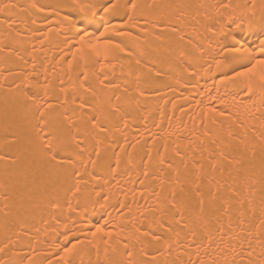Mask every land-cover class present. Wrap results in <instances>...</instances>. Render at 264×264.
Returning a JSON list of instances; mask_svg holds the SVG:
<instances>
[{
  "label": "bare ground",
  "instance_id": "obj_1",
  "mask_svg": "<svg viewBox=\"0 0 264 264\" xmlns=\"http://www.w3.org/2000/svg\"><path fill=\"white\" fill-rule=\"evenodd\" d=\"M91 2L96 16L65 7L71 0H0V260L56 264L57 253L75 244L74 264H188L190 257L223 264L222 248L228 264H261L264 90L251 78L254 91L247 93L250 78L231 77L264 60V0H133L135 10L128 0H112L108 12L99 10L106 0ZM221 2L231 7L217 8ZM82 21L90 25L83 44L73 27ZM118 30L130 35L118 37ZM107 37L128 51L95 56L90 45ZM232 47L247 51H225ZM32 96L51 104L42 123ZM109 104L121 112L112 114ZM92 115L110 131L93 130L81 152L72 137L82 138ZM49 132L53 143L66 144L61 156L71 153V167L53 166L40 150ZM197 186L205 201L198 231L216 237L207 253L190 246L197 212L185 197L195 205ZM210 193L219 219L209 212ZM178 211L187 228L176 223ZM96 227L113 234L107 244L102 234L93 237Z\"/></svg>",
  "mask_w": 264,
  "mask_h": 264
},
{
  "label": "snow or ice",
  "instance_id": "obj_2",
  "mask_svg": "<svg viewBox=\"0 0 264 264\" xmlns=\"http://www.w3.org/2000/svg\"><path fill=\"white\" fill-rule=\"evenodd\" d=\"M129 4L131 5V8L133 10L137 9L139 7V5H137L136 3L133 2V0H128ZM33 8H39L41 11H43V7L40 5H37L35 3L32 4ZM65 7H68L70 9L73 10H79L82 13L87 14H91V16H96L98 14V12L95 10L96 9V5L93 4L91 2V0H71V3L69 5H66ZM114 7H116V5L113 4L112 0H106V2L104 4L100 5L99 10L103 11V12H108L111 9H113ZM148 7H152V5H148ZM202 7V5H201ZM217 8H223V9H229L231 7L230 3L228 2H221L218 5H216ZM248 8V13H249V19L251 20L252 18H254L256 16V5L255 3H252L250 5L247 6ZM59 13H57L58 15ZM128 19L131 20L132 17L128 16ZM64 20H68V16L65 15L64 16ZM260 20H261V27L262 29H264V5H262L261 7V16H260ZM33 23H35V21H33ZM219 23V21H218ZM76 28L75 31V35L80 37V43L83 44L84 43V37L85 36H89L90 33L88 31V27H90V25H87L84 21L81 22V24L79 26H73ZM221 30H223L224 28V24L220 25ZM108 29H105V32H107ZM173 31H176L175 28H173ZM182 31V30H181ZM209 31H213V34L215 35L216 33L214 32L213 29H209ZM105 32H101L100 35L104 36ZM116 35L118 37H125L127 35H130V33H127L125 31L122 30H118L116 32ZM181 40L184 39L183 36L180 37ZM65 43H68V40H65ZM211 43H209L208 47L211 48ZM198 47L202 48L203 45H198ZM82 50V49H81ZM90 50L91 52L99 57L101 55H103V57L105 59L108 58L109 55H112L113 58H115L119 53H125L127 52V48L126 46L123 45V42H115V38L114 37H107L104 39L103 43H96V44H91L90 45ZM225 51H229L230 53H240L241 51H247L246 49H242L241 47H232L230 49H225ZM260 51L262 54H264V43L261 44L260 47ZM201 54H203L201 52ZM239 58H237L238 60ZM137 63H139V61H137ZM216 63V67L218 70H220V61H215ZM258 66H259V70H258ZM71 67V65H70ZM104 67H107V65H104ZM84 81H87V74L84 73ZM240 76H248L250 79L246 85V91L247 93H253L254 89H253V82L251 78H256V80H258L259 82V87L264 90V60H258L256 62V64H253L250 67H247L245 71L243 72H236L234 76L231 77L232 80H235L237 77ZM222 79L224 80H228L229 77L227 76V74H223ZM101 83H103V81H101ZM83 86V83L82 85ZM90 88H85V91H90ZM61 91H65L64 89H61ZM140 95H143V92L140 93ZM251 98V97H250ZM28 99L30 101H32V103L35 105L36 107V111L38 112V120L42 123L46 120V112H49L52 110L51 108V104H39L36 101V98L34 96L32 97H28ZM117 100H119V97H117ZM66 102V101H65ZM73 103H75V99H73ZM80 109L84 108V105L81 104ZM109 109L110 112L112 114H117L121 112V108L118 104H109ZM73 111H76V109H73ZM212 111H215V109H213ZM220 115H224L223 113H220ZM67 119V118H66ZM121 120H123V116L120 117ZM88 124L90 125V128L86 130V133L82 136L81 139L76 140L75 137L73 136L72 139L75 143L76 148L80 149V151H84V149H82L80 146L81 144L84 143V140L86 139L88 134H93V130H99L100 133L103 134H107L108 131H110L107 126L105 124H103L100 121V117L97 115H92L89 118ZM125 127L127 126V122L124 121ZM67 125L68 128H74L76 127L75 123L71 120V119H67ZM35 127L39 128V124L35 125ZM41 131H43L41 129ZM69 135H71V133L69 132ZM55 138V134L53 132H49L44 136H41L40 139L43 141L40 144V150L45 154V156L48 159V162L53 164V166L57 167V168H65V165H67L68 167L72 166V159H71V153L68 154V158L65 159L63 156H61V153H63L65 151V147L66 144L64 142H60V143H53V139ZM261 139L262 141H264V133L261 134ZM97 156H99V152L96 153ZM253 157H255V152L253 151ZM3 157H0V159H2ZM161 163H163V161H161ZM118 164V161H117ZM250 166H254V161L250 164ZM185 167H187V165H185ZM75 175H79L78 173H76ZM145 175H147V173H145ZM97 179H99V177H96ZM260 182L262 185H264V143H262L261 146V159H260ZM181 191H183V189H181ZM79 192V181H77L76 187H75V192ZM175 195V194H173ZM194 195L196 197V204L192 205V200L190 197H185V204L188 207H193L195 209V211L197 212V216L196 219L193 221L194 226L192 228L189 229V235L191 237V241H190V246H193L197 249V252L199 251L200 248H204L205 252L207 253L208 249L212 247L213 243L215 242L216 237L210 232V231H205L203 233L198 231V228L205 223V208H204V198H203V193L201 192L199 186H197L195 188V192ZM5 199H7V197H5ZM217 199V195L216 193H210L209 195V212L215 216L216 219H219L218 216H216V213L218 211V209H216L215 207V202ZM54 206H58V205H54ZM172 208H176L177 205L175 203H172ZM176 215L179 216V220H176V223L181 225L182 228H187L188 224L185 222V217L183 215L182 212L178 211L176 213ZM261 224L264 225V220L261 221ZM171 230V228L169 229ZM218 232L222 231L220 229L217 230ZM97 234H102L100 239L107 244L108 243V239H110L112 237V233L111 232H105L103 228L101 227H96L95 232L92 233L93 237H95ZM147 235V234H145ZM177 235H179V233H177ZM221 242L224 241V236L221 235L220 237ZM153 239L155 241H159L161 239V237L159 235H153ZM258 241L260 242L261 246L264 247V238L261 237H257ZM248 244L249 247H251V240H248ZM125 248H127V245H125ZM3 249L0 248V252H2ZM99 250L97 249V252ZM222 253H224V261L223 264H228L227 261V249H221L220 250ZM234 252V249L232 250ZM77 246L75 244H73L71 247H68L67 245H65L63 247V249L57 253V255H59V260L56 261V264H74V261L71 259L74 255H77ZM126 256L131 257L132 256V252L128 251L124 253ZM249 255H251V252L249 253ZM0 264H7L6 261L4 260H0ZM29 264H31V262H29ZM49 264H52L51 261H49ZM109 264H122V262L120 261H110ZM126 264H133V261L131 259H129ZM139 264H156L155 259H151V260H144L139 262ZM188 264H205V262L203 260H200L199 258L197 260H192L191 257L189 258ZM212 264H220L219 260H213ZM233 264H235V262L233 261ZM251 264V261H250ZM261 264H264V260L261 261Z\"/></svg>",
  "mask_w": 264,
  "mask_h": 264
}]
</instances>
